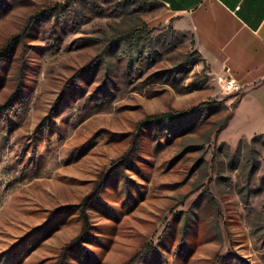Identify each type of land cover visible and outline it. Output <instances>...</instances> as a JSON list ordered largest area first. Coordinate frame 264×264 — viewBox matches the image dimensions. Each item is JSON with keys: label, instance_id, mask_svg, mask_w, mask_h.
Here are the masks:
<instances>
[{"label": "rangeland", "instance_id": "1", "mask_svg": "<svg viewBox=\"0 0 264 264\" xmlns=\"http://www.w3.org/2000/svg\"><path fill=\"white\" fill-rule=\"evenodd\" d=\"M222 84L156 0H0V264H264Z\"/></svg>", "mask_w": 264, "mask_h": 264}, {"label": "crops", "instance_id": "2", "mask_svg": "<svg viewBox=\"0 0 264 264\" xmlns=\"http://www.w3.org/2000/svg\"><path fill=\"white\" fill-rule=\"evenodd\" d=\"M179 31L189 32L197 51L217 77L244 85L235 114L264 135V0H156ZM232 98V99H234Z\"/></svg>", "mask_w": 264, "mask_h": 264}, {"label": "built area", "instance_id": "3", "mask_svg": "<svg viewBox=\"0 0 264 264\" xmlns=\"http://www.w3.org/2000/svg\"><path fill=\"white\" fill-rule=\"evenodd\" d=\"M226 75L218 77L219 81L222 84V87L226 92H233V93H241L244 85L238 82L235 78L230 75V71L228 68L225 69Z\"/></svg>", "mask_w": 264, "mask_h": 264}, {"label": "trees", "instance_id": "4", "mask_svg": "<svg viewBox=\"0 0 264 264\" xmlns=\"http://www.w3.org/2000/svg\"><path fill=\"white\" fill-rule=\"evenodd\" d=\"M205 62V61H204ZM169 115H164V118L165 117H168ZM87 218L84 216V221L86 222L87 220H86Z\"/></svg>", "mask_w": 264, "mask_h": 264}]
</instances>
